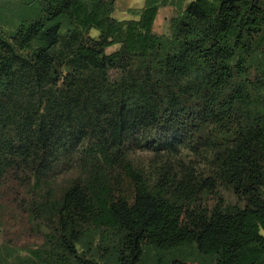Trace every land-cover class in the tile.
Listing matches in <instances>:
<instances>
[{"label":"trees","instance_id":"obj_1","mask_svg":"<svg viewBox=\"0 0 264 264\" xmlns=\"http://www.w3.org/2000/svg\"><path fill=\"white\" fill-rule=\"evenodd\" d=\"M167 3L179 12L158 35ZM34 5L0 31V183L12 171L40 180L87 140L107 172L63 193L40 246L0 245V264H143L154 253L159 264H264V0H147L131 20L114 16L116 0ZM147 129L157 151L202 154L206 167L138 173L125 148ZM221 189L244 205L196 208ZM184 246L197 256L163 260Z\"/></svg>","mask_w":264,"mask_h":264},{"label":"rangeland","instance_id":"obj_2","mask_svg":"<svg viewBox=\"0 0 264 264\" xmlns=\"http://www.w3.org/2000/svg\"><path fill=\"white\" fill-rule=\"evenodd\" d=\"M147 0H136L134 7L142 6ZM179 2V0H176ZM185 6V0H181ZM193 0H186L191 2ZM39 0H0V31L6 35L13 32L21 13L34 8ZM175 3V2H173ZM178 8V6H177ZM179 9H177V13ZM115 16L118 19H130L132 15ZM177 15V14H176ZM62 34L69 33L67 27L62 28ZM170 32V28H169ZM89 34L99 38L100 31L93 28ZM121 43H116L106 49L108 54L117 51ZM59 71L66 73L64 66L57 67ZM49 93V92H48ZM41 95V94H39ZM154 138L150 129L142 130L136 136V142L132 141L127 145L128 157L132 161L137 172L153 179L163 167L178 171V166L184 164L188 168L203 170L206 167L205 155L194 154L184 149L180 154H173L165 151H157L150 141ZM149 143V146H147ZM107 167L96 151L93 150V143L87 140L72 155L64 158L54 165L52 169L44 173L42 179H36L27 173L9 172L0 183V245L12 249V255H25L29 248L40 246L44 241L43 232L48 227V220L54 208L60 203L63 193L74 183L106 179ZM218 197L225 201L244 205L238 197L229 190L221 189L220 194H209L204 196L196 204V208L211 213L218 202ZM2 250L1 255H3ZM153 253V252H152ZM155 254V253H154ZM149 254L143 264H159L156 254ZM197 256L194 246H184L165 254L163 260L169 261L174 257L192 260Z\"/></svg>","mask_w":264,"mask_h":264},{"label":"crops","instance_id":"obj_3","mask_svg":"<svg viewBox=\"0 0 264 264\" xmlns=\"http://www.w3.org/2000/svg\"><path fill=\"white\" fill-rule=\"evenodd\" d=\"M136 0H116V10L114 12V16L116 12H121L119 15H132V18L130 19H119V20H131V19H137L140 17L141 12L145 8V4H140L142 6L134 7ZM142 2V0H141ZM140 3V0H139ZM189 2H186L185 5H187ZM177 13V6L167 3L165 5H161L159 7L157 16L153 23V31L154 33L158 35H165L169 34V28H170V21L173 17L176 16ZM116 17V16H115ZM117 18V17H116ZM118 19V18H117Z\"/></svg>","mask_w":264,"mask_h":264}]
</instances>
